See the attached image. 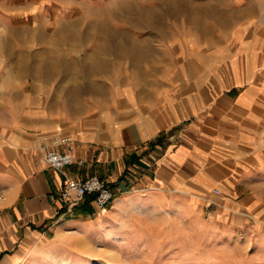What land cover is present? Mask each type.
<instances>
[{"label": "crops", "instance_id": "1", "mask_svg": "<svg viewBox=\"0 0 264 264\" xmlns=\"http://www.w3.org/2000/svg\"><path fill=\"white\" fill-rule=\"evenodd\" d=\"M24 1L34 21H59V30L88 9L119 2ZM142 7L156 12L160 3L142 0ZM232 30L231 39L252 38L247 30H239L241 37ZM34 36L59 39V55L35 59V50L48 52L49 47L31 45L29 71L50 62L59 64V73H74L59 79L50 97L41 94L52 79L33 84L29 95L14 90V95L0 97V102L25 104L18 114L0 118V264H24L43 253L51 256V250L55 261L45 264L158 262L157 232H166L168 241L183 238L185 254L186 228H191L193 216L200 222L203 214L219 231H252L249 217L256 218L264 201V49L251 73L245 62L252 65L255 57L246 54L243 65L230 64L231 76L216 67L208 78L205 67L203 78L176 80L173 75L162 82V90L139 96L128 87L115 91L106 81L77 77L81 52L90 67L107 52L105 43L84 44L75 31ZM86 69L89 74L98 70ZM157 82L152 86H161ZM38 134L72 137L75 155L84 162L64 173L74 178L97 174L111 187L113 200L97 209L88 195L69 207L60 197L63 174L42 163ZM179 227L184 236L170 235ZM99 252L109 260L99 261ZM134 252L143 255L134 260ZM212 252L204 248L196 259L171 262L215 263Z\"/></svg>", "mask_w": 264, "mask_h": 264}, {"label": "rangeland", "instance_id": "2", "mask_svg": "<svg viewBox=\"0 0 264 264\" xmlns=\"http://www.w3.org/2000/svg\"><path fill=\"white\" fill-rule=\"evenodd\" d=\"M118 1L115 3L116 7L88 9L81 18L65 25V29L59 30V21L55 23L34 21L24 0H0V97L14 95V90L16 94L21 90L22 94L29 95L33 84L41 86L42 81L52 79L51 87L48 90L44 89L45 95L40 93L41 96L50 97L55 94L53 92L56 91L55 86L59 79L70 77L74 73H59V64L50 62L40 67L36 64V71L27 69L30 67L28 65L31 45L36 44L39 47V44L44 43V47H49L48 52L35 50L33 53L35 59L59 55V39H49L48 36V39L44 40L35 39L34 34L39 33L59 34V31H75L83 35L81 42L84 44L105 43L107 52L103 50L104 55L95 57L96 61L91 63L90 67L85 63L88 56L82 55L81 52L79 56L81 71L77 77L80 80L92 78L106 81L113 85L112 89L115 91L128 87L131 91H137L139 96H143L145 94L143 92L149 94L151 90H162L164 86L162 82L172 79L173 75L176 80L186 78L195 81L203 78L205 67L208 70V78L216 67H219L222 75L231 76L230 64L232 67L237 64L243 65L246 54L250 55L249 58L255 57L252 65L250 60L245 62L249 63L247 64L249 73L260 64L258 57L264 49V37L255 38V34H252L254 24L251 16L242 18L236 14L233 2L159 0L160 7L155 12V9L150 7H142V0ZM244 1L246 4L242 7L255 1L260 2V0ZM258 4H255V8L261 11L262 8L261 6L259 8ZM260 21L256 20V23L259 27H264ZM233 23L240 24L238 30ZM151 29L159 35L151 32ZM231 29L235 32L247 30L252 38L231 39L229 38ZM240 31L238 37H241ZM33 48L35 46H32ZM261 64H264V61ZM83 69L88 72L98 70L89 74ZM34 76H37V80L33 78ZM153 81H159L161 86H152ZM24 106L25 104L18 102H0V118L7 120L12 113L18 114L23 110ZM261 205L262 208L255 213L258 219L249 217L252 231L246 233L219 231L208 214H203L200 222L193 216L192 226L190 229L186 228L185 232L186 245L189 247L185 254L180 248L184 242L183 238L181 241L179 238L176 242L174 239L168 241L166 232H157L160 246L156 252L159 253L157 258L160 256V261L141 264H189V261L185 263L171 261L196 259L197 253L202 252L204 248L215 250L211 255L213 258L217 257L215 263L208 264H264V201H261ZM151 219L152 217H149L147 222L151 223L153 221ZM172 234L176 237L184 236L180 227L170 233ZM148 236L151 240V236H156V233ZM103 251L105 252L104 249ZM99 253L101 254V258L97 257L99 261L109 260L106 257L107 253ZM51 254L49 257H45L44 253L32 257L24 264H45L47 260L55 261L53 250ZM141 255L143 253L131 254L134 260L140 259ZM80 260L85 258L82 257ZM50 264L60 263L56 261ZM87 264L103 263L96 260ZM117 264L138 263L128 261Z\"/></svg>", "mask_w": 264, "mask_h": 264}, {"label": "built area", "instance_id": "3", "mask_svg": "<svg viewBox=\"0 0 264 264\" xmlns=\"http://www.w3.org/2000/svg\"><path fill=\"white\" fill-rule=\"evenodd\" d=\"M36 138L44 166L63 174L60 197L69 207L82 202L88 195L92 196V202L97 209L105 208L113 200L114 193L111 187L97 174L74 178L64 173L66 167L81 166L84 162L75 155L76 144L72 137L38 134ZM214 192L218 193L219 190L215 189Z\"/></svg>", "mask_w": 264, "mask_h": 264}, {"label": "bare ground", "instance_id": "4", "mask_svg": "<svg viewBox=\"0 0 264 264\" xmlns=\"http://www.w3.org/2000/svg\"><path fill=\"white\" fill-rule=\"evenodd\" d=\"M228 2H233L232 4L234 5V7L236 8V14H238L240 17L243 18L244 17H250L252 18V22L254 24L253 26V33L255 34V38H257V36L259 37H264V27H259L256 23V20H261L260 22L264 24V0H260V2H253V3H249L247 6H244V4H246V2L244 0H227ZM259 6H261V11L258 10V8H255V4ZM246 20V19H245ZM258 37V38H259ZM261 43V42H260ZM48 257L50 256V254L47 255Z\"/></svg>", "mask_w": 264, "mask_h": 264}]
</instances>
